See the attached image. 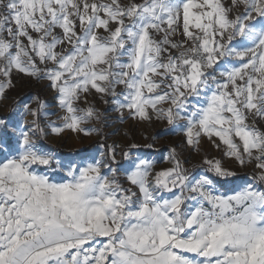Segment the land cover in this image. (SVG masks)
<instances>
[{"label": "snow or ice", "instance_id": "snow-or-ice-1", "mask_svg": "<svg viewBox=\"0 0 264 264\" xmlns=\"http://www.w3.org/2000/svg\"><path fill=\"white\" fill-rule=\"evenodd\" d=\"M17 78L51 98L0 117V264H264V0H0V101ZM109 113L161 128L109 143Z\"/></svg>", "mask_w": 264, "mask_h": 264}, {"label": "rangeland", "instance_id": "rangeland-1", "mask_svg": "<svg viewBox=\"0 0 264 264\" xmlns=\"http://www.w3.org/2000/svg\"><path fill=\"white\" fill-rule=\"evenodd\" d=\"M8 98L0 101V117H4L7 114H10V110L13 107L14 102H28L31 97L39 95L43 99H48L50 101L51 93L45 88L43 83H38L33 80H28L26 78H17L15 81V87L8 92ZM112 119L109 121L110 127L105 128L104 132L109 136L108 142L112 143L116 141L118 143H126L128 138H134L136 142H143V135H155L160 131L161 126L159 124H153L151 126H138L134 125L130 121H126L121 124L119 121L115 120V114L109 113ZM127 133V136L125 135ZM0 138L4 137L3 133L0 132ZM100 138L93 136L91 138L79 137L77 138L74 134L68 133L65 134L62 138L55 136L49 137L43 143L46 148L55 151L60 159L67 161L77 157L80 154L93 151V145ZM178 142L177 137H160L157 140V146L161 147L163 153V148H166L170 143L175 144ZM92 147V148H91ZM204 153H207L209 158L216 157L220 158L221 154L210 146L207 143L203 144V151L201 154H191V162L186 164L190 170L200 171L202 168V161L204 158ZM166 155V153H163ZM184 155H189L188 152H185ZM224 164L226 167L232 169L237 173V176L241 179L235 180L232 184L226 185V187L231 188L236 184L242 182V178L249 171V169H241L237 167L230 160L225 159ZM193 166L195 168L193 169Z\"/></svg>", "mask_w": 264, "mask_h": 264}, {"label": "trees", "instance_id": "trees-1", "mask_svg": "<svg viewBox=\"0 0 264 264\" xmlns=\"http://www.w3.org/2000/svg\"><path fill=\"white\" fill-rule=\"evenodd\" d=\"M92 148V147H91Z\"/></svg>", "mask_w": 264, "mask_h": 264}]
</instances>
